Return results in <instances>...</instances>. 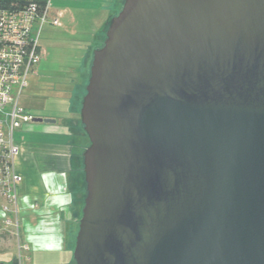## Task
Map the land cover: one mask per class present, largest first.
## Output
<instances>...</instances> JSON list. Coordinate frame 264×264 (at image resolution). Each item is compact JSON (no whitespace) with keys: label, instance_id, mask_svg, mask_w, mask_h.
I'll list each match as a JSON object with an SVG mask.
<instances>
[{"label":"water","instance_id":"1","mask_svg":"<svg viewBox=\"0 0 264 264\" xmlns=\"http://www.w3.org/2000/svg\"><path fill=\"white\" fill-rule=\"evenodd\" d=\"M86 91L75 264H264V0H125Z\"/></svg>","mask_w":264,"mask_h":264},{"label":"crops","instance_id":"2","mask_svg":"<svg viewBox=\"0 0 264 264\" xmlns=\"http://www.w3.org/2000/svg\"><path fill=\"white\" fill-rule=\"evenodd\" d=\"M118 2L104 1L107 7H104L105 13L100 10L102 22L112 19ZM58 14L64 15L63 12ZM99 36L92 33L90 43L97 44ZM67 74L77 73L68 70ZM73 97H69L67 111L59 114H36L27 101L23 102L36 116L53 118L56 122L32 125L34 131L29 133L34 136L39 131L41 134L36 135L38 138L17 140L21 150L16 158L17 172L24 177L19 187V220L24 244L27 249L33 245L35 249L48 252L65 251L72 255L67 259L69 264L74 258L82 218L83 204L77 194L82 176L85 181L84 152L90 145L82 121L74 116L73 106L78 101ZM40 110L45 109L41 107ZM85 188L87 191V186Z\"/></svg>","mask_w":264,"mask_h":264},{"label":"rangeland","instance_id":"3","mask_svg":"<svg viewBox=\"0 0 264 264\" xmlns=\"http://www.w3.org/2000/svg\"><path fill=\"white\" fill-rule=\"evenodd\" d=\"M104 1L52 0L51 13L63 12L64 15L61 17V25L55 26L49 22L43 28L42 43L46 53L38 64L36 72L31 74L29 85L22 92V105L27 101L28 105L35 109L36 114H59L67 111L69 97L74 96L73 98L78 101L77 105L73 106L74 116L81 121L80 111L87 92L86 87L90 79L94 51L103 44V39L106 37L99 32L100 41L97 44L90 43L91 34L99 24L100 10L103 11L104 7H107ZM123 1L125 0H119L115 5L114 16L121 10ZM68 70L77 74H67ZM80 70L81 72H79ZM80 78H83V83H80L82 86L78 85ZM41 107L45 110H40ZM31 112L34 117H37L33 111ZM40 124L47 125L46 122L33 120L24 123L15 130V140L25 137L38 138L36 135L41 132L37 131L34 136V133L30 134L29 132L34 131L32 125ZM82 177L80 193L77 194V198L80 195V201L84 207L86 188L84 176ZM24 243L26 242L21 230L18 234V231L13 227L2 228L0 224V261L2 262L17 261L21 253L22 264H69L67 259L72 256L66 254L65 251L48 252L35 249L33 245L27 249ZM20 244L23 246L22 249H20ZM71 264H75L74 258Z\"/></svg>","mask_w":264,"mask_h":264},{"label":"built area","instance_id":"4","mask_svg":"<svg viewBox=\"0 0 264 264\" xmlns=\"http://www.w3.org/2000/svg\"><path fill=\"white\" fill-rule=\"evenodd\" d=\"M26 1L22 6L0 7V224L2 228L13 227L18 234L19 187L24 177L16 170L21 149L14 133L35 118L21 104V95L46 53L42 43L45 24L59 26L62 17L51 13L52 0L42 9L36 0ZM0 264H22L21 253L17 261Z\"/></svg>","mask_w":264,"mask_h":264},{"label":"trees","instance_id":"5","mask_svg":"<svg viewBox=\"0 0 264 264\" xmlns=\"http://www.w3.org/2000/svg\"><path fill=\"white\" fill-rule=\"evenodd\" d=\"M37 2H39L41 5H40V8L42 9V8H45V3L47 2V0H36ZM19 2V3H18ZM27 1L26 0H0V7H15V5H14V3H17V4H19V6H22V5H24L25 3H26ZM123 3H124V1H123ZM122 8V7H121ZM101 13H105V11H102ZM115 13V12H114ZM113 13V14H114ZM113 14H111V17L113 16ZM100 17L98 18L99 20H98V26H97V28L93 31V33L95 32V33H99V32H101V33H103L104 35H106V30H107V27H108V25L110 24V22H111V20L109 19V20H107V21H105V22H102L103 20H101L102 19V17H101V15H99ZM85 186H87V184H86V181H85ZM86 195H87V191H86ZM15 261V260H14Z\"/></svg>","mask_w":264,"mask_h":264},{"label":"flooded vegetation","instance_id":"6","mask_svg":"<svg viewBox=\"0 0 264 264\" xmlns=\"http://www.w3.org/2000/svg\"><path fill=\"white\" fill-rule=\"evenodd\" d=\"M80 83H83V78H80V80H79V82H78V85H79V86H82V84H80Z\"/></svg>","mask_w":264,"mask_h":264}]
</instances>
